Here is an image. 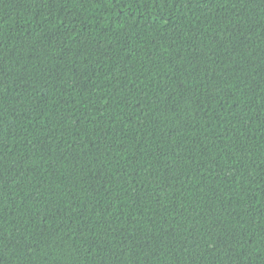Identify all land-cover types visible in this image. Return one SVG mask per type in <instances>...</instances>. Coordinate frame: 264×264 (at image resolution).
<instances>
[{"label": "trees", "instance_id": "1", "mask_svg": "<svg viewBox=\"0 0 264 264\" xmlns=\"http://www.w3.org/2000/svg\"><path fill=\"white\" fill-rule=\"evenodd\" d=\"M0 264H264V0H0Z\"/></svg>", "mask_w": 264, "mask_h": 264}]
</instances>
